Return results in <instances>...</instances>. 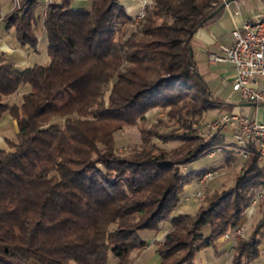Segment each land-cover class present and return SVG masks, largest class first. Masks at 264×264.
I'll use <instances>...</instances> for the list:
<instances>
[{
    "label": "trees",
    "instance_id": "16d2710c",
    "mask_svg": "<svg viewBox=\"0 0 264 264\" xmlns=\"http://www.w3.org/2000/svg\"><path fill=\"white\" fill-rule=\"evenodd\" d=\"M72 1L42 7L26 0L0 16L17 42L33 50L32 26L41 18L48 56L26 67L0 58V119L9 114L18 127L16 140L0 147V264H132V253L146 248L142 232L157 231L184 187L207 173L186 167L227 142L216 132L182 159L157 147L122 157L112 137L148 110L169 108L168 117L185 132L157 138L195 141V121L233 106L212 95L192 49L194 33L217 14L221 0H152L130 32L124 26L133 15L122 1L91 0L87 8ZM23 87L19 103L5 101ZM245 164L194 218L170 219L157 250L160 264H197L199 252L239 226L264 186L256 154ZM257 228L236 243L232 264L259 257L264 205Z\"/></svg>",
    "mask_w": 264,
    "mask_h": 264
},
{
    "label": "rangeland",
    "instance_id": "374dc122",
    "mask_svg": "<svg viewBox=\"0 0 264 264\" xmlns=\"http://www.w3.org/2000/svg\"><path fill=\"white\" fill-rule=\"evenodd\" d=\"M5 1L9 6V10L5 12L7 8H4L5 6H3L2 8L3 13L1 12L0 9L1 17H3V15L10 12L14 8L23 7L26 2V0H20L18 3H14V1L12 2V0H5ZM37 1L40 4H42V7L43 6L46 7V5L41 3L39 0ZM55 1H60V0H55ZM71 5L74 7L87 8L90 5V2L88 0H73L71 2ZM147 5H152V0H139L138 6L136 7V11L135 9H129L128 11L131 15L134 16L138 13L139 10L145 9ZM39 13L40 12H37V17ZM41 20H42L41 18L37 19V23L36 24L33 23L32 26L34 33L36 34L38 39L37 48L35 49L37 50V52L35 53V55L37 56V58L40 57L42 58L43 60L42 63H46L48 61L47 50H46V34L43 31ZM139 22L135 25L131 22L130 24H125L124 27H127L128 32H130V30L136 29ZM11 33H14V30H12ZM221 91L222 92H220L218 98L223 102L230 103L232 101L234 104H237V106L244 104L243 102H240L239 97L236 94L235 95L232 94V92L230 91V87L229 88L227 87L225 91L223 90ZM213 96L216 97V95ZM105 99H107V96L105 97ZM260 108L264 110L263 105H261ZM168 112H169V108H152L146 112L144 120L137 121L135 125H130V126L126 125L121 127L120 129H115V131H113L112 133V137L117 153L122 157H128L134 151L135 152H140L141 150L148 151L149 149H151V147H157L161 151L171 155L173 159H182L186 155L188 150H194V148L198 144L204 142L209 137L207 136L208 134H207L206 126L208 122L205 123V114H206L205 113L201 116L200 119H198V121H195L192 124V127L196 129L195 136L197 137H195V141L194 139L190 140V138L184 140L175 139V140H166V141L157 138L156 133L163 134L166 137L170 136L171 138V136L173 137L179 136L185 132V130L181 128L180 125L175 120L168 117ZM210 112L215 115L218 112V109L217 110L213 109ZM252 115L255 116L254 114ZM252 115H250L249 118L253 119ZM256 121L261 123L258 119ZM220 134L225 136V139L227 141L226 143L218 144L217 145L218 147H215L214 149L209 151L206 156L201 157L200 159L194 161L193 163L189 164L186 167L187 171L189 170L192 172L195 171L196 169L200 170L204 167H207V172L214 173L211 179L204 180L203 187L205 188L206 199H204L202 203L194 202L195 204L192 211L180 215L187 214L191 218H194L196 214L201 209L205 208L210 201L214 200L215 197L218 196L222 191L230 188L233 185L236 177L241 175L242 171L246 167L245 161L240 157L236 156L233 152L232 147L229 146L230 144L228 142H233L231 134L225 130L221 131ZM11 137L12 136H10V138ZM203 176L204 175L198 178V180L196 181L197 184L203 178ZM186 196L188 195L185 194L179 198L178 204L175 207V209L179 206L181 207L182 204H185L190 201V200L188 201L185 200ZM262 203L264 205V201ZM260 204L253 211L254 213L252 214L253 216L251 218H248L247 220H245V222L244 219H242V221L240 222L239 226L242 225L244 222V229H245V233L242 238L234 242L225 239L224 236L220 237L215 244V247L217 248L209 247L202 250L198 255H196L195 263L230 264L231 262L232 264V260L235 255L236 243L240 241L243 242L254 231L258 230L257 226L260 223V219L262 217V208H263V205L260 206ZM175 209L172 211L170 219L173 217ZM170 219L161 223L157 231H159L160 229H165L166 234L169 231H171L172 225L170 224ZM202 232L204 235H208L209 228L205 226L202 229ZM163 240L160 248H163ZM225 244H228L227 247L226 248L222 247ZM218 246L219 248H221L220 251H218ZM259 250H260L259 257L254 261H252L251 264H264V248L260 247L259 245ZM180 256H182V253L175 255L173 258L170 259V261L176 260L177 258H180ZM202 258L205 263L202 262L201 260Z\"/></svg>",
    "mask_w": 264,
    "mask_h": 264
},
{
    "label": "crops",
    "instance_id": "0c3cea01",
    "mask_svg": "<svg viewBox=\"0 0 264 264\" xmlns=\"http://www.w3.org/2000/svg\"><path fill=\"white\" fill-rule=\"evenodd\" d=\"M120 1L126 6L127 10L135 9V11L139 2V0ZM3 6H5L4 8H7L5 10V12H7L9 10L7 2L5 0H0V9L2 13ZM217 10V14L205 25L198 28L192 38V49L197 68L207 82L212 94L216 95L215 98H218V95L222 92L221 90L225 91L227 87H230L231 91L230 83L233 78L234 70L232 63L228 61L212 62L209 60L208 56L210 53H218L221 45H230L233 42L234 39L231 32L235 27H239L245 20H253L258 14L264 13V0H221ZM12 30L13 28L6 30L5 24L0 21V58L10 59L19 67L30 66L36 62L42 63V58H37L35 55L37 50H32L27 45L21 46L14 37L15 32L11 33ZM260 87L264 88V79L260 80ZM26 90L27 87L21 88L17 94L10 96L5 101L17 104L18 100L20 102L21 96ZM243 103L244 104L237 106V104H234L231 101L228 104H232L233 106L226 110L218 109V112L215 115L210 111L207 112L205 114V123L214 120L223 113L233 112L246 114L248 118L250 115L254 114L256 117L252 115L253 119H249H258L264 124V110L260 108V106H264V104L256 105L246 102ZM17 133V121L9 114H4L0 119V147L6 148L8 141H15ZM10 136L12 137L10 138ZM197 170L199 169H196L195 171ZM196 188V181L191 182L184 187L179 198L185 194L192 195ZM194 202L195 201L190 200L189 202L182 204L181 207H177L173 216L187 212L189 213L194 208ZM243 219L244 222L247 220L246 217ZM165 232V229H160L157 232H142L141 235L146 241V248L138 254L136 252L132 253V264H160L161 258L158 255L157 250L161 247L162 240L166 234ZM227 245L228 244H225L222 247L226 248ZM260 247L264 248V239L261 241ZM220 249L221 248L218 246V251H220ZM201 260L204 262L203 258Z\"/></svg>",
    "mask_w": 264,
    "mask_h": 264
},
{
    "label": "built area",
    "instance_id": "2783aa9c",
    "mask_svg": "<svg viewBox=\"0 0 264 264\" xmlns=\"http://www.w3.org/2000/svg\"><path fill=\"white\" fill-rule=\"evenodd\" d=\"M18 3L20 0H12ZM44 5L55 0H39ZM91 1V0H88ZM145 9L133 16L132 23L137 24L143 17ZM233 42L221 45L218 53H210L208 58L212 62H230L233 65L231 91L237 94L240 101L250 104H264V88L260 87V80L264 79V13H260L253 20H245L232 32ZM207 136L223 130L231 134V146L236 156L246 161L253 153L264 165V124L251 120L243 113H223L207 123ZM213 172H207L198 182L192 195L185 200L202 203L206 193L204 180L211 179ZM264 201V186L258 189L244 212L243 218H251L255 208ZM243 225V226H242ZM233 232L224 235L230 241H238L244 236V222Z\"/></svg>",
    "mask_w": 264,
    "mask_h": 264
}]
</instances>
